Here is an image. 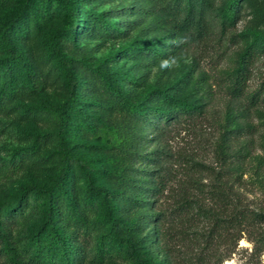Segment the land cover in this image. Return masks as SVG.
Here are the masks:
<instances>
[{
    "label": "rangeland",
    "instance_id": "rangeland-1",
    "mask_svg": "<svg viewBox=\"0 0 264 264\" xmlns=\"http://www.w3.org/2000/svg\"><path fill=\"white\" fill-rule=\"evenodd\" d=\"M79 27L68 52L80 80V100L84 114L92 119L117 116L118 100L108 93L84 64L85 58L111 56V68L138 81L130 84L115 78L117 88L129 97L152 88L176 97L203 104L200 114L181 115L169 122L150 146L157 147L156 161H149L160 189L152 203L157 212V244H153L151 226L138 233L141 248L157 251L164 264H264V252H252V243L244 233L236 241L225 225L233 203L247 210L264 212V40L257 39L258 52L249 64L242 95L231 97L229 78L238 54L248 44L253 30L264 28V0H242L238 18L232 26L219 22L225 0H213L206 11L207 31L192 40L178 38L175 29L165 26L150 31L135 13L141 0H75ZM18 0H0V19L12 12ZM89 13L112 22L117 30L105 32L90 22ZM129 20H136L132 23ZM62 15L52 14L41 30L32 28L16 33L18 43L35 62L43 86L32 94L19 93L0 109V202L12 204L22 184H49L57 169L54 120L45 107L64 97L63 78L55 73L42 55L40 41L44 31L63 23ZM150 46L156 51H151ZM2 54L0 53V56ZM175 59L178 67L161 69L163 60ZM7 75L0 71V87ZM257 91L251 103L249 97ZM167 106L165 104H162ZM228 128V140L221 134ZM39 141L38 149L24 158L21 169L2 175L12 148ZM84 136L74 137L75 149L94 164L104 162L102 151L91 147ZM72 165L71 192L77 206L90 222L97 211L84 205V180ZM152 176V175H151ZM111 180L93 179L94 185L109 187ZM203 214V215H202ZM41 213L30 196L22 207L10 234L20 246L37 227ZM103 228L94 226L86 243V255L80 264H127L121 257H93L94 239ZM121 234L128 233L123 230ZM0 264H6L0 253Z\"/></svg>",
    "mask_w": 264,
    "mask_h": 264
},
{
    "label": "trees",
    "instance_id": "trees-1",
    "mask_svg": "<svg viewBox=\"0 0 264 264\" xmlns=\"http://www.w3.org/2000/svg\"><path fill=\"white\" fill-rule=\"evenodd\" d=\"M241 1L225 0L219 16L222 27L236 22ZM212 4L213 0H141L135 13L144 28L153 31L171 26L178 38L189 41L207 31L206 11ZM52 14L62 15L64 21L60 26L44 31L40 45L45 60L50 61L55 73L63 78L62 101L44 108L56 125L57 169L49 184H22L12 204L0 202V253L5 256L6 264H80L96 225L103 228L92 247L96 259L113 256L125 259L127 264H164L157 257L158 250L153 252L139 246L138 233L145 226H151V240L157 244L158 213L152 211V203L160 183L154 178V164L149 161H156L158 150L150 146V141L179 116L200 114L203 104L152 88L129 97L116 87L114 80L118 78L136 85V78L112 69L111 56L85 58L82 64L106 86L121 107L117 116L88 118L82 110L80 80L68 52V45L75 43L79 27L76 1L18 0L12 12L0 19V71L7 75L5 86L0 87V109L6 100L19 93L32 94L43 86L35 62L12 39L17 32L28 29L29 19L32 28L41 30ZM88 16L97 28L105 32L116 30L109 20L92 13ZM133 21L136 20H129L130 23ZM257 39L264 40V28L253 30L250 41L238 54L229 78L231 97L240 96L244 91L249 64L258 52ZM150 49L156 51L153 46ZM256 96L257 91L249 101L252 103ZM229 131L228 128L223 131L221 141L228 140ZM77 135L93 140L90 146L101 149L103 163L94 164L75 149L74 137ZM38 147L39 141L33 139L26 146L12 148L2 175L9 177L17 173L25 156L34 153ZM73 163L84 180V205L94 206L97 211L90 222L78 208L71 192ZM96 177L112 182L109 187L94 185L92 182ZM30 196L41 217L28 239L18 246L10 231ZM225 225L232 230L235 241L244 233L252 243V252L257 255L264 252V212L247 210L233 203ZM121 230L128 234H121Z\"/></svg>",
    "mask_w": 264,
    "mask_h": 264
},
{
    "label": "clouds",
    "instance_id": "clouds-1",
    "mask_svg": "<svg viewBox=\"0 0 264 264\" xmlns=\"http://www.w3.org/2000/svg\"><path fill=\"white\" fill-rule=\"evenodd\" d=\"M173 66H176V67L179 66L178 63H177V61L175 59H172V60H163L160 63L161 69H168V68H171Z\"/></svg>",
    "mask_w": 264,
    "mask_h": 264
}]
</instances>
